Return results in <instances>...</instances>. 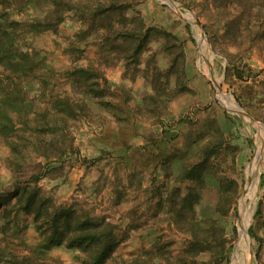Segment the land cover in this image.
<instances>
[{"label":"rangeland","instance_id":"rangeland-1","mask_svg":"<svg viewBox=\"0 0 264 264\" xmlns=\"http://www.w3.org/2000/svg\"><path fill=\"white\" fill-rule=\"evenodd\" d=\"M56 5L54 30L30 29ZM0 15L2 63L33 62L18 74L25 105L0 111V192L41 163L43 196L116 223L107 264H232L246 211L241 262L264 264V0H0ZM13 203L0 207V264H74L65 244L42 250Z\"/></svg>","mask_w":264,"mask_h":264},{"label":"trees","instance_id":"trees-1","mask_svg":"<svg viewBox=\"0 0 264 264\" xmlns=\"http://www.w3.org/2000/svg\"><path fill=\"white\" fill-rule=\"evenodd\" d=\"M113 8H115L114 4H109L106 11H103L102 17L104 18L108 15ZM54 9L52 12L48 11L42 19L30 23V29L42 27L43 30H54L52 29L54 25L61 20L60 10L57 8V5ZM106 34H108L107 31ZM131 34H133V38L134 36L137 39L141 37L139 32H132ZM8 36L10 38V34L0 31V65H10L12 71L17 76L10 79L8 77H0V111L5 112L8 107L15 112V107H18L19 110L26 103L23 81L18 74L25 77L30 75L32 73L33 62L31 53L27 52L20 54L18 57L14 56L13 63L11 64H6L7 62L2 63L3 59H7L4 47L7 46L6 43L8 42L6 41L9 39ZM8 51L9 49L7 48L6 52ZM51 116L50 120L53 121L59 117L55 113H52ZM60 118H65V116H60ZM45 123H48V120ZM4 126L5 124L0 123V129L3 130ZM12 127L11 124L10 131L13 134L15 131ZM15 141L11 139L6 144L20 154L19 145ZM26 144L32 146L28 142ZM48 144L52 145L53 142L46 145ZM61 151L62 146L59 147V153ZM43 153L46 154H43L44 157H48L46 152ZM36 165L37 169L43 168L41 163H37ZM37 169L27 173L28 178L23 184L15 183L9 192H0V207L10 203L14 199L12 207L33 215L34 228L40 237V248L44 251L53 246L65 244L67 248L75 250L74 264H107L113 260V250L117 243L115 234L116 223L106 215L95 212L94 208L86 211L84 206L76 203L56 205L52 199L43 196L41 189L37 186L38 180L46 175V172H41ZM44 255L43 253L37 255L29 254L23 257V264L42 262ZM52 262L51 264H61L58 261Z\"/></svg>","mask_w":264,"mask_h":264},{"label":"bare ground","instance_id":"bare-ground-1","mask_svg":"<svg viewBox=\"0 0 264 264\" xmlns=\"http://www.w3.org/2000/svg\"><path fill=\"white\" fill-rule=\"evenodd\" d=\"M200 43V42H199ZM221 99L225 102V104H228L229 100L227 97L225 96H221V94H219ZM257 151H258V155L256 157V159L254 160L253 163L249 164L247 167V171H246V182H245V194L243 196L244 200L245 197H252L254 194V181H255V173L258 171V167H259V163H257V160L259 159V155H260V151H261V147L258 145L257 146ZM243 202V201H242ZM243 212V211H242ZM247 212L244 211L242 213L243 218L242 220L239 222L238 224V230H239V236H238V240L235 244V248L232 254V264H242L241 262V257L243 254L242 251L244 250V244L245 242V231H246V225H247Z\"/></svg>","mask_w":264,"mask_h":264}]
</instances>
